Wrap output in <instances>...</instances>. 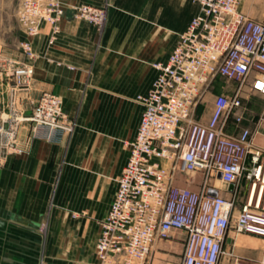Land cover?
<instances>
[{
	"label": "built area",
	"instance_id": "obj_1",
	"mask_svg": "<svg viewBox=\"0 0 264 264\" xmlns=\"http://www.w3.org/2000/svg\"><path fill=\"white\" fill-rule=\"evenodd\" d=\"M191 1L199 6L198 14L167 61L153 63L152 87L137 97L142 118L101 222L98 264H147L154 242L174 231L186 233L181 264H220L232 231L264 242V150L244 125L243 110L246 88L264 97V23L241 12L242 0ZM63 5L62 0H20L17 17L31 37L49 24L54 40L66 13ZM72 12L99 32L106 25V6L83 3ZM20 46L26 58L35 57L30 41ZM2 62L15 82L14 106L15 92L30 84L34 66L11 58ZM219 78L234 83L235 91L216 95L209 121L201 123L194 115ZM65 119L62 98L44 93L23 121L30 125L29 138L54 142L70 130ZM179 173H203V189L178 186ZM209 178L219 179L224 193L212 194ZM228 255L233 264H264V250L261 260ZM39 264L47 263L42 257Z\"/></svg>",
	"mask_w": 264,
	"mask_h": 264
},
{
	"label": "crops",
	"instance_id": "obj_2",
	"mask_svg": "<svg viewBox=\"0 0 264 264\" xmlns=\"http://www.w3.org/2000/svg\"><path fill=\"white\" fill-rule=\"evenodd\" d=\"M62 2L66 13L54 40L47 23L31 38L19 28L20 41L32 43L35 57L26 58L21 47L9 56L30 62L34 77L16 90L14 99L29 114L44 93L57 94L77 127L69 144L66 133L49 142L29 138V128L24 127L17 140L24 153L0 164V264H39L42 257L50 264H98L100 221L109 212L130 156L128 143L135 139L142 118L143 107L136 97L150 90L157 75L153 63L167 61L179 35L199 12L191 0ZM83 3L108 4L102 32L73 16L72 8ZM239 9L264 23V0H242ZM0 90L10 100L8 79L0 80ZM234 91V83L216 80L195 119L207 123L214 97ZM263 107L264 97L246 88L244 125L252 129L254 144L264 150ZM187 176L179 173L177 185L197 191L198 182ZM216 182L212 192L224 193L226 186ZM45 219L48 230L43 236L39 227ZM242 235L228 234L227 254L220 264H233L231 251L257 259L255 248L245 245ZM185 241L184 231L156 240L147 264H181Z\"/></svg>",
	"mask_w": 264,
	"mask_h": 264
},
{
	"label": "rangeland",
	"instance_id": "obj_3",
	"mask_svg": "<svg viewBox=\"0 0 264 264\" xmlns=\"http://www.w3.org/2000/svg\"><path fill=\"white\" fill-rule=\"evenodd\" d=\"M19 5H20V0H3V1L1 0L0 1V80L5 81V79H8V82L10 83V89L15 87V82L13 81V78L10 76H7L6 72L3 70L2 60L10 58L9 54L12 53L13 51L14 52L17 51L18 48L21 47L19 28L24 32V35H26L28 38H31V36L27 35V33L23 30L22 26L19 23V20L17 17ZM104 6L107 7V11H108V8H109L108 4L106 3ZM20 89L21 88H17V90H20ZM7 97H8L7 94L3 93L2 90H0V164L2 162H7V159L9 157H12L14 155L15 156L21 155L24 153L23 147L21 146V144H18L17 140L19 136L21 137L22 130L24 127L29 128L28 137H30L29 136L30 125L28 122L23 121V120L24 118L31 116L33 108H34L33 106V108L31 109V113L27 114L24 111L25 109H23L20 106V104L13 106L11 104V98L10 100H8ZM137 97H136V101H137ZM205 101L207 103V100L204 99V103ZM255 109H258V111H260L261 106H258ZM65 121L69 124V127H70V130L65 131L66 143L69 144L70 139L76 130L77 122L75 119L70 118L67 115V113H66ZM13 142L15 143L13 144ZM14 145H16V148L14 147ZM184 175L187 176L186 174ZM187 177H190L198 182L199 189L197 191H201L203 189L204 182H205V175L203 173L190 174ZM215 182H216L215 178H209L210 185H214ZM216 183L218 187L222 186L221 182H216ZM52 203H53V197L51 198L50 205H52ZM73 214H74V217L79 216V212H74ZM101 222L102 220L100 221V224ZM47 230H48V220L45 219L41 223L39 227V231L43 236H46ZM241 237L244 240L245 245L251 246V247L253 246L255 248L257 260H261L263 258V250H264L263 240L256 236L248 235V234H243ZM44 259L47 264H50L46 260V258ZM97 260H98L97 262H99L98 256H97Z\"/></svg>",
	"mask_w": 264,
	"mask_h": 264
},
{
	"label": "water",
	"instance_id": "obj_4",
	"mask_svg": "<svg viewBox=\"0 0 264 264\" xmlns=\"http://www.w3.org/2000/svg\"><path fill=\"white\" fill-rule=\"evenodd\" d=\"M231 189H233V185H231V187H230ZM212 194H214V195H216L217 194V192L216 191H213L212 192Z\"/></svg>",
	"mask_w": 264,
	"mask_h": 264
}]
</instances>
